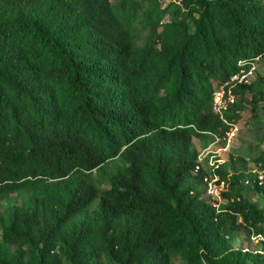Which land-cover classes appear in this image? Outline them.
Wrapping results in <instances>:
<instances>
[{
	"label": "trees",
	"instance_id": "1",
	"mask_svg": "<svg viewBox=\"0 0 264 264\" xmlns=\"http://www.w3.org/2000/svg\"><path fill=\"white\" fill-rule=\"evenodd\" d=\"M159 1L0 0V264H264L232 247L264 238L246 165L217 170L216 207L194 145L229 130L213 96L264 54V0ZM235 94L230 122L256 114L264 79ZM13 194L23 204L5 208Z\"/></svg>",
	"mask_w": 264,
	"mask_h": 264
},
{
	"label": "rangeland",
	"instance_id": "2",
	"mask_svg": "<svg viewBox=\"0 0 264 264\" xmlns=\"http://www.w3.org/2000/svg\"><path fill=\"white\" fill-rule=\"evenodd\" d=\"M163 8H165L171 0L159 1ZM162 29V26L159 27ZM137 38L135 43L137 46H145L153 39L150 29H144L140 24L137 25ZM257 72L253 79H264V56L256 62ZM242 116L232 123L238 131L231 141L228 143L224 138L219 140L213 135H207L204 138H195L194 145L199 152V156L203 157V166L207 171L211 170V164L222 161V165L228 173H239L243 171L244 164L246 165V177L241 180V187L245 195L252 201L257 202L258 205L264 207V195L254 192L253 184L256 175L263 173L255 159L260 156L264 151V102L258 107L256 114L251 113V106H246ZM254 115V116H253ZM245 161L243 163L242 161ZM119 160L111 161L103 168L106 174H113L116 172L117 167L120 165ZM94 179H97V172L94 173ZM98 180V179H97ZM104 187V186H103ZM227 186H225L226 189ZM198 190L203 192L205 198L209 199L211 203H219L220 200L210 198L205 187L200 184ZM24 202L23 194H13L9 199L3 202L4 207L8 208L14 205H21ZM219 206V205H218ZM217 206V207H218ZM1 235V231H0ZM232 247L234 249H243L244 251H251L255 253H262L264 255V241L261 237L249 235L245 232H236L233 235ZM104 264L102 260L99 262ZM173 264H186L181 256H177L173 260ZM252 264V263H249Z\"/></svg>",
	"mask_w": 264,
	"mask_h": 264
},
{
	"label": "built area",
	"instance_id": "3",
	"mask_svg": "<svg viewBox=\"0 0 264 264\" xmlns=\"http://www.w3.org/2000/svg\"><path fill=\"white\" fill-rule=\"evenodd\" d=\"M264 56H258L252 59H244L238 62V70L223 84L219 85L214 93L213 100V112L219 117V119L229 127L224 138L225 141L231 143L234 139L238 128L230 122L226 114L236 105L237 96L235 91L237 87L249 84L253 81L256 76L257 66L256 62L259 61ZM219 140V137H216ZM203 156V155H202ZM199 156L198 166L195 173H199L202 169L205 170L203 166V157ZM222 166V161H218L215 164H211V170L206 173L203 179V185L205 191L210 198L221 200V193L225 191V182L221 181L220 176L217 172ZM261 165H259L260 168ZM263 173L258 175L260 181L264 180V170ZM214 206H218L217 203H212ZM262 238V237H261ZM264 241V238H262Z\"/></svg>",
	"mask_w": 264,
	"mask_h": 264
}]
</instances>
